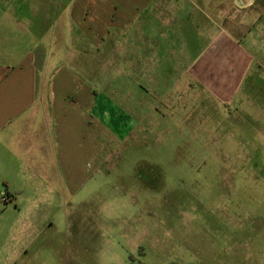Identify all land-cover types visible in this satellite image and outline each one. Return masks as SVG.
Listing matches in <instances>:
<instances>
[{"label": "rangeland", "instance_id": "obj_1", "mask_svg": "<svg viewBox=\"0 0 264 264\" xmlns=\"http://www.w3.org/2000/svg\"><path fill=\"white\" fill-rule=\"evenodd\" d=\"M254 1L244 18L249 25L261 10ZM260 23L264 29V13ZM261 31L254 33L259 45L241 48L222 101L194 82L181 60L172 61L179 68H157L156 55L134 54L125 68L124 54H96L93 62L103 67L80 73L110 106L101 113V153L85 152L84 181L63 182L48 198L44 183L0 177V264H264ZM19 50L12 53L18 59L25 55ZM31 50L39 66L42 45ZM158 71L164 79L155 86Z\"/></svg>", "mask_w": 264, "mask_h": 264}, {"label": "crops", "instance_id": "obj_2", "mask_svg": "<svg viewBox=\"0 0 264 264\" xmlns=\"http://www.w3.org/2000/svg\"><path fill=\"white\" fill-rule=\"evenodd\" d=\"M258 1L260 14H252L249 25L244 18L254 0H0V23L11 27H0V177L44 183L46 198L60 193L63 182L77 187L84 181V153L100 155L102 108L110 107L80 73L103 67L93 62L96 54H124L125 68L134 54L156 55L157 68L176 69L181 60L192 80L222 101L245 53L241 48H255V31L264 32V0ZM39 44L41 67L31 50ZM19 48L25 55L18 59L12 53ZM3 54L16 62L7 63ZM52 61L55 72L48 77ZM163 77L158 71L153 85Z\"/></svg>", "mask_w": 264, "mask_h": 264}, {"label": "built area", "instance_id": "obj_3", "mask_svg": "<svg viewBox=\"0 0 264 264\" xmlns=\"http://www.w3.org/2000/svg\"><path fill=\"white\" fill-rule=\"evenodd\" d=\"M8 199V193H6L5 195L2 196V200L6 203Z\"/></svg>", "mask_w": 264, "mask_h": 264}, {"label": "trees", "instance_id": "obj_4", "mask_svg": "<svg viewBox=\"0 0 264 264\" xmlns=\"http://www.w3.org/2000/svg\"><path fill=\"white\" fill-rule=\"evenodd\" d=\"M10 194L8 193V200H9Z\"/></svg>", "mask_w": 264, "mask_h": 264}]
</instances>
